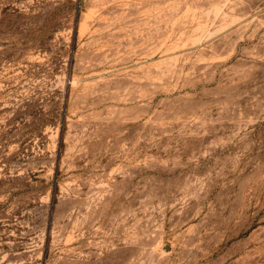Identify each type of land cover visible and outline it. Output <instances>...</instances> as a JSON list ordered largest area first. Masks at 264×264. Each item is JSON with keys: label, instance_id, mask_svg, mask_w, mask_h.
Masks as SVG:
<instances>
[{"label": "rangeland", "instance_id": "obj_1", "mask_svg": "<svg viewBox=\"0 0 264 264\" xmlns=\"http://www.w3.org/2000/svg\"><path fill=\"white\" fill-rule=\"evenodd\" d=\"M0 264H264V0H0Z\"/></svg>", "mask_w": 264, "mask_h": 264}]
</instances>
